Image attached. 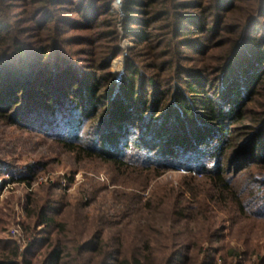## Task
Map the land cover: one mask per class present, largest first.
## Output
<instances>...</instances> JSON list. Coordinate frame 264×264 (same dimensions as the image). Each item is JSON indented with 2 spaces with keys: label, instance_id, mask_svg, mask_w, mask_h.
I'll return each mask as SVG.
<instances>
[{
  "label": "trees",
  "instance_id": "1",
  "mask_svg": "<svg viewBox=\"0 0 264 264\" xmlns=\"http://www.w3.org/2000/svg\"><path fill=\"white\" fill-rule=\"evenodd\" d=\"M114 4L0 0V120L121 188L114 225L67 217L60 185L28 193L35 238L0 240V264H264V0ZM45 168L0 160L28 187ZM169 170L187 174L143 198Z\"/></svg>",
  "mask_w": 264,
  "mask_h": 264
},
{
  "label": "rangeland",
  "instance_id": "2",
  "mask_svg": "<svg viewBox=\"0 0 264 264\" xmlns=\"http://www.w3.org/2000/svg\"><path fill=\"white\" fill-rule=\"evenodd\" d=\"M114 9L122 15L120 9L115 6ZM122 46L126 50L132 47V43L122 38ZM123 56L112 62V71L117 77L125 68V62L120 60ZM0 160L19 169L39 162L46 164L45 171L39 173L31 187L13 183L11 173L0 174V240L16 241L21 251L35 238V234H27L25 230V226L29 224L25 213L27 195L41 192L43 187L61 186L59 196L65 194L66 200L72 205L64 210L67 217H75L76 214L80 215L79 217L86 215L92 218L103 216L113 225L117 220H121L117 213V200L109 191L113 188L121 190L119 185H113L119 184L118 179L115 181L106 167L98 163L78 162L62 145L38 130H23L0 120ZM184 174L187 172L166 171L153 182L143 198L155 186L177 187ZM197 176L200 178V175ZM77 204L79 209L75 206ZM117 226L113 231L124 229L123 224L121 228ZM14 231L16 235H13ZM231 244H236V241L232 240Z\"/></svg>",
  "mask_w": 264,
  "mask_h": 264
},
{
  "label": "built area",
  "instance_id": "3",
  "mask_svg": "<svg viewBox=\"0 0 264 264\" xmlns=\"http://www.w3.org/2000/svg\"><path fill=\"white\" fill-rule=\"evenodd\" d=\"M114 6L116 8H118V9H120V11H121V9H122V0H115ZM13 235H16V231L13 232Z\"/></svg>",
  "mask_w": 264,
  "mask_h": 264
},
{
  "label": "water",
  "instance_id": "4",
  "mask_svg": "<svg viewBox=\"0 0 264 264\" xmlns=\"http://www.w3.org/2000/svg\"><path fill=\"white\" fill-rule=\"evenodd\" d=\"M125 56H126V53L124 54L123 58L120 59V60H122L123 62H125ZM124 67H125V66H124Z\"/></svg>",
  "mask_w": 264,
  "mask_h": 264
}]
</instances>
